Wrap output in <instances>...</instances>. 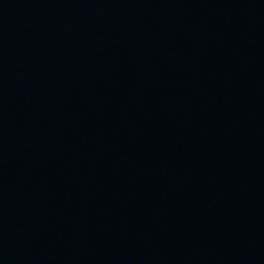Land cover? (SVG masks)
Instances as JSON below:
<instances>
[{
  "label": "water",
  "instance_id": "water-1",
  "mask_svg": "<svg viewBox=\"0 0 264 264\" xmlns=\"http://www.w3.org/2000/svg\"><path fill=\"white\" fill-rule=\"evenodd\" d=\"M0 264H264V0H0Z\"/></svg>",
  "mask_w": 264,
  "mask_h": 264
}]
</instances>
